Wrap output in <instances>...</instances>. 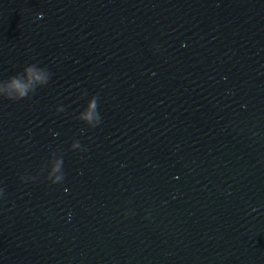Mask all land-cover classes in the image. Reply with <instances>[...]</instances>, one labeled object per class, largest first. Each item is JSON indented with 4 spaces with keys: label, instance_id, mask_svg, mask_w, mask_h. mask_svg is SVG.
I'll return each mask as SVG.
<instances>
[{
    "label": "water",
    "instance_id": "1",
    "mask_svg": "<svg viewBox=\"0 0 264 264\" xmlns=\"http://www.w3.org/2000/svg\"><path fill=\"white\" fill-rule=\"evenodd\" d=\"M29 64L0 264H264V0H0V84Z\"/></svg>",
    "mask_w": 264,
    "mask_h": 264
},
{
    "label": "clouds",
    "instance_id": "2",
    "mask_svg": "<svg viewBox=\"0 0 264 264\" xmlns=\"http://www.w3.org/2000/svg\"><path fill=\"white\" fill-rule=\"evenodd\" d=\"M47 80L48 74L44 69L35 64H29L23 69L22 74L11 76L6 82L0 84V95L10 100L23 99L35 89L36 85L45 84ZM80 118L87 122L95 121L97 124L100 122L95 99L90 101L88 108L81 114ZM56 179L60 178L57 177Z\"/></svg>",
    "mask_w": 264,
    "mask_h": 264
}]
</instances>
